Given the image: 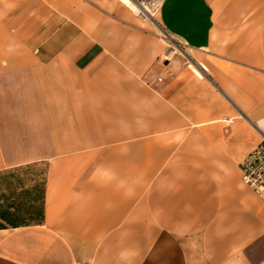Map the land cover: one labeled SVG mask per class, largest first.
<instances>
[{"label": "crops", "instance_id": "1", "mask_svg": "<svg viewBox=\"0 0 264 264\" xmlns=\"http://www.w3.org/2000/svg\"><path fill=\"white\" fill-rule=\"evenodd\" d=\"M123 3L0 0V173L44 166L0 264H264V0Z\"/></svg>", "mask_w": 264, "mask_h": 264}, {"label": "rangeland", "instance_id": "2", "mask_svg": "<svg viewBox=\"0 0 264 264\" xmlns=\"http://www.w3.org/2000/svg\"><path fill=\"white\" fill-rule=\"evenodd\" d=\"M157 27V25H153ZM166 48V60L180 58L190 60L193 55L176 39L157 28ZM44 185V166L21 167L0 173V200L20 206L18 214L25 219L37 217ZM32 223L31 221H26Z\"/></svg>", "mask_w": 264, "mask_h": 264}, {"label": "built area", "instance_id": "3", "mask_svg": "<svg viewBox=\"0 0 264 264\" xmlns=\"http://www.w3.org/2000/svg\"><path fill=\"white\" fill-rule=\"evenodd\" d=\"M125 4L142 23L156 25L157 15L165 0H127ZM244 185L264 197V133L261 141L239 164Z\"/></svg>", "mask_w": 264, "mask_h": 264}, {"label": "trees", "instance_id": "4", "mask_svg": "<svg viewBox=\"0 0 264 264\" xmlns=\"http://www.w3.org/2000/svg\"><path fill=\"white\" fill-rule=\"evenodd\" d=\"M42 199H43V191H42L40 209L37 213V217L32 219H25L24 217L18 214L20 206L15 205L14 203H3L2 200H0V229L6 228L7 226L17 227L20 225H28L30 223L26 224L27 220L31 221L32 223L40 222L43 218Z\"/></svg>", "mask_w": 264, "mask_h": 264}]
</instances>
